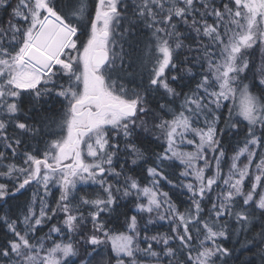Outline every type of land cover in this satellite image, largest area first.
Masks as SVG:
<instances>
[{"label": "snow or ice", "instance_id": "6c2138e0", "mask_svg": "<svg viewBox=\"0 0 264 264\" xmlns=\"http://www.w3.org/2000/svg\"><path fill=\"white\" fill-rule=\"evenodd\" d=\"M0 264H264V0H0Z\"/></svg>", "mask_w": 264, "mask_h": 264}]
</instances>
